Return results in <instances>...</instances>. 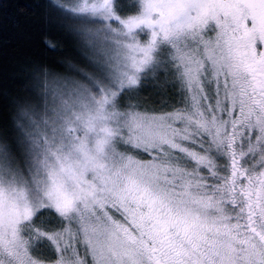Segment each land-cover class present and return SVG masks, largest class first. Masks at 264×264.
I'll use <instances>...</instances> for the list:
<instances>
[{
	"label": "snow or ice",
	"instance_id": "snow-or-ice-1",
	"mask_svg": "<svg viewBox=\"0 0 264 264\" xmlns=\"http://www.w3.org/2000/svg\"><path fill=\"white\" fill-rule=\"evenodd\" d=\"M43 7L79 59L0 86V264H264V0Z\"/></svg>",
	"mask_w": 264,
	"mask_h": 264
},
{
	"label": "trees",
	"instance_id": "trees-1",
	"mask_svg": "<svg viewBox=\"0 0 264 264\" xmlns=\"http://www.w3.org/2000/svg\"><path fill=\"white\" fill-rule=\"evenodd\" d=\"M44 2L0 0V86L19 91V74L29 61L52 64L65 58L79 59L78 44L55 20L47 19ZM44 41L55 44L56 49L48 48ZM5 103L0 96V120L7 116Z\"/></svg>",
	"mask_w": 264,
	"mask_h": 264
},
{
	"label": "rangeland",
	"instance_id": "rangeland-1",
	"mask_svg": "<svg viewBox=\"0 0 264 264\" xmlns=\"http://www.w3.org/2000/svg\"><path fill=\"white\" fill-rule=\"evenodd\" d=\"M77 43V42H76ZM79 53V52H78ZM73 61H75V60H73Z\"/></svg>",
	"mask_w": 264,
	"mask_h": 264
}]
</instances>
